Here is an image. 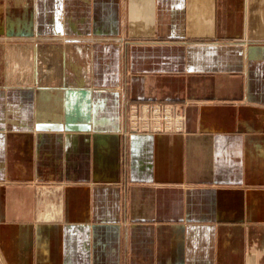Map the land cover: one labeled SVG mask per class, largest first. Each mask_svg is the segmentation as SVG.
<instances>
[{
	"label": "crops",
	"instance_id": "crops-1",
	"mask_svg": "<svg viewBox=\"0 0 264 264\" xmlns=\"http://www.w3.org/2000/svg\"><path fill=\"white\" fill-rule=\"evenodd\" d=\"M14 3L38 38L28 67L0 47L2 263L264 264V0ZM129 101L183 129L127 131Z\"/></svg>",
	"mask_w": 264,
	"mask_h": 264
},
{
	"label": "rangeland",
	"instance_id": "rangeland-1",
	"mask_svg": "<svg viewBox=\"0 0 264 264\" xmlns=\"http://www.w3.org/2000/svg\"><path fill=\"white\" fill-rule=\"evenodd\" d=\"M16 0H4L2 3V0H0V6L3 7V17L5 19L6 23L1 22L2 14L0 15V47L4 48L5 53L2 54L4 56L6 66L9 68L10 71L14 64L18 62V60L21 59L19 62H23L24 66H29L30 60L25 59L21 56V52H18V50L22 47L26 48L29 50V48L34 47V43L37 41L36 35L32 34L31 31L29 30H24L21 29V32L18 31L16 28L17 26H14L13 24H16L17 22H21L24 13L21 11V6L15 5ZM24 19V18H23ZM7 20V21H6ZM19 20V21H18ZM26 21V20H24ZM26 26V25H25ZM24 26V27H25ZM13 27V28H12ZM28 27V26H27ZM18 28V27H17ZM26 28V27H25ZM13 30V31H11ZM28 32V34L26 33ZM27 35L23 36V35ZM23 36V37H21ZM31 36L35 38H31ZM42 39V38H40ZM15 49V50H14ZM19 56H15L18 55ZM17 57V58H16ZM20 58V59H18ZM23 58V60H22ZM8 70V72H10ZM8 72L4 73L3 76L8 75ZM10 80L7 78V81ZM143 106H148L152 111L148 112L147 114L143 113L142 108ZM155 106H160L161 107V112H153V108ZM134 107V109H132ZM171 108L172 110L178 109L181 110V107L179 104L175 106V104H170V103H156V104H147V103H142L140 101H129L126 106V122H125V129L127 131L131 130V128L136 129H144V125L146 124L145 120L149 121L152 125L157 124L159 125L162 129L165 127V125L168 123V116L171 115L170 111H166V108ZM134 111V115L131 114V112ZM169 113V114H168ZM171 117H173L171 115ZM145 119V120H144ZM135 126V127H134ZM45 186L39 185L35 186V194H37L40 197V194L44 191ZM44 188V189H43ZM0 264H3L1 259H0Z\"/></svg>",
	"mask_w": 264,
	"mask_h": 264
},
{
	"label": "built area",
	"instance_id": "built-area-1",
	"mask_svg": "<svg viewBox=\"0 0 264 264\" xmlns=\"http://www.w3.org/2000/svg\"><path fill=\"white\" fill-rule=\"evenodd\" d=\"M145 108H147V109H145ZM166 108V107H165ZM132 109H134V107H132ZM154 110H153V112H161V107L160 106H155L154 108H153ZM142 111H143V113H145V114H147L148 112H150V111H152L151 109H150V107H148V106H143V108H142ZM166 111H170L171 112V115L173 116V117H171V115H169L168 116V122H169V120H175L176 118H178L179 120H181V124L182 125H184V114L182 113V111L181 110H179V112H178V109H176L175 108V110H172L171 108H166ZM133 113V114H132ZM131 114L132 115H134V111H132L131 112ZM169 114V113H168ZM145 120V119H144ZM145 122H146V124H150V125H152L151 123H149V121H147V120H145ZM152 126H155L153 129H156L155 131H163V129L159 126V125H157V124H154V125H152ZM135 127V126H134ZM144 127V129H142V130H150V128L149 129H147L146 127H145V125L143 126ZM149 127H151V126H149ZM178 130H181V129H183L182 127H179V128H177ZM131 130H132V128H131ZM134 130H140V129H136V127L134 128ZM152 131V130H151Z\"/></svg>",
	"mask_w": 264,
	"mask_h": 264
},
{
	"label": "bare ground",
	"instance_id": "bare-ground-1",
	"mask_svg": "<svg viewBox=\"0 0 264 264\" xmlns=\"http://www.w3.org/2000/svg\"><path fill=\"white\" fill-rule=\"evenodd\" d=\"M14 26H17L16 28H13V29H19L18 31H21V27H20V25H19V22H17L16 24H13ZM145 109H147V108H145ZM133 114V113H132ZM149 126H151L152 127V129L155 127V126H152V125H150V124H145V127L147 128V129H149L150 128V130H151V127H149ZM179 127H181V120H179L178 118H176L175 120H169V122L165 125V127H164V129L163 130H178L177 128H179ZM132 129H134V128H132ZM153 130H156V129H153Z\"/></svg>",
	"mask_w": 264,
	"mask_h": 264
}]
</instances>
